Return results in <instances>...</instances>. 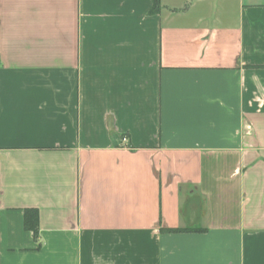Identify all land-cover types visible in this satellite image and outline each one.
I'll return each instance as SVG.
<instances>
[{
  "label": "crops",
  "instance_id": "1",
  "mask_svg": "<svg viewBox=\"0 0 264 264\" xmlns=\"http://www.w3.org/2000/svg\"><path fill=\"white\" fill-rule=\"evenodd\" d=\"M153 6L0 0V264H264V0Z\"/></svg>",
  "mask_w": 264,
  "mask_h": 264
},
{
  "label": "trees",
  "instance_id": "2",
  "mask_svg": "<svg viewBox=\"0 0 264 264\" xmlns=\"http://www.w3.org/2000/svg\"><path fill=\"white\" fill-rule=\"evenodd\" d=\"M159 10H160V0H154V6L152 12L156 13L159 12ZM37 221H38L37 211L35 209H27L25 224L28 229L33 231L35 237L38 236V232H39ZM181 230H186V229H172L170 231H181Z\"/></svg>",
  "mask_w": 264,
  "mask_h": 264
},
{
  "label": "rangeland",
  "instance_id": "3",
  "mask_svg": "<svg viewBox=\"0 0 264 264\" xmlns=\"http://www.w3.org/2000/svg\"><path fill=\"white\" fill-rule=\"evenodd\" d=\"M198 199H199V198H197V196H195V197H193L192 201H194V203H195V202L197 203ZM191 203H192V202H191ZM191 206H192V205H191ZM191 208H192V207H189V209L186 208V211L190 210ZM200 212H201V211L199 210L198 213H200Z\"/></svg>",
  "mask_w": 264,
  "mask_h": 264
},
{
  "label": "built area",
  "instance_id": "4",
  "mask_svg": "<svg viewBox=\"0 0 264 264\" xmlns=\"http://www.w3.org/2000/svg\"><path fill=\"white\" fill-rule=\"evenodd\" d=\"M124 141H127V138H123Z\"/></svg>",
  "mask_w": 264,
  "mask_h": 264
}]
</instances>
